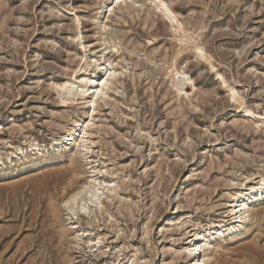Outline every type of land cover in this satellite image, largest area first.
I'll use <instances>...</instances> for the list:
<instances>
[{"label":"rangeland","instance_id":"374dc122","mask_svg":"<svg viewBox=\"0 0 264 264\" xmlns=\"http://www.w3.org/2000/svg\"><path fill=\"white\" fill-rule=\"evenodd\" d=\"M163 1L0 0V264H264V0Z\"/></svg>","mask_w":264,"mask_h":264},{"label":"bare ground","instance_id":"6f19581e","mask_svg":"<svg viewBox=\"0 0 264 264\" xmlns=\"http://www.w3.org/2000/svg\"><path fill=\"white\" fill-rule=\"evenodd\" d=\"M152 1H154L155 7L160 9L163 12V14L171 22L176 20V14L173 12L171 8H169L165 4L163 0H152ZM192 50L198 52L202 56V50L199 46L195 45ZM109 73H115V75L110 76ZM118 73L120 72H116L113 68H105L104 70L99 71L98 74H96L95 76H82L81 78L77 79V81L75 82L66 81L63 83H59L58 85H56V87H59L61 88L60 90L65 91V99H64L65 101L74 100L78 95H82L86 99H89L88 102H94L96 99H99V98L101 99L105 97L106 89L109 87V83H111L112 79ZM171 78L173 80L172 86L176 89L175 91H177L178 94H180L181 92L185 93L187 82L189 81L191 82V79L190 77L187 76V73L185 74L184 71L180 72L179 70L175 69V73L171 74ZM220 78H221L222 83L225 84V86L229 89L231 99L236 100V92L234 88H232L229 85H226L225 80L221 76ZM97 93H99V95ZM244 110L248 113H251V111L247 108H245ZM261 121H264V118ZM66 136L68 138L66 139L65 144L69 143L70 145L73 140L72 130L68 129ZM100 185H102L101 181H98L96 178L95 179L92 178L91 183L87 187H85L86 185H83L81 186L80 189H76L72 191L65 202L67 204H70V206L71 204H75L77 197L79 196V194L82 192L83 189L86 190L87 192L86 194H89L90 197L96 198L99 196V192H100L99 186ZM261 188H264V180L262 182L261 187L259 188L253 187L249 189L248 192H243V193L237 192V195L234 196L232 200H235V202L238 203V201L240 202V199L242 198L243 195H249V194H254L255 192H260ZM70 206H69V209H70ZM231 206L238 207L237 208L238 213L236 212L237 222L240 219L246 220L250 215V210L254 207L253 205L252 206L246 205L245 202L243 203L240 202L234 205L232 204L228 205V207H231ZM233 210H234L233 208L229 209L228 215H230V213H232ZM201 234H202L201 232L193 233L192 235L190 234L189 244L188 246L185 247V249L193 253L194 258L191 259V262H194L196 264H208L211 258L212 252H213L212 250L213 247L211 246V242L208 237L203 236L202 238H200Z\"/></svg>","mask_w":264,"mask_h":264},{"label":"snow or ice","instance_id":"6c2138e0","mask_svg":"<svg viewBox=\"0 0 264 264\" xmlns=\"http://www.w3.org/2000/svg\"><path fill=\"white\" fill-rule=\"evenodd\" d=\"M109 75L110 76H114L115 75V73H109ZM98 95H99V93H97Z\"/></svg>","mask_w":264,"mask_h":264}]
</instances>
